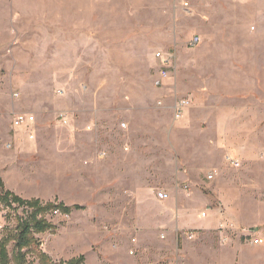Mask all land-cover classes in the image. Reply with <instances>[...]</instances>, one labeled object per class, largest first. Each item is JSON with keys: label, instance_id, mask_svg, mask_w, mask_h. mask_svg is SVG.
<instances>
[{"label": "rangeland", "instance_id": "rangeland-1", "mask_svg": "<svg viewBox=\"0 0 264 264\" xmlns=\"http://www.w3.org/2000/svg\"><path fill=\"white\" fill-rule=\"evenodd\" d=\"M183 99L191 106L177 120ZM246 110L264 128V0H0V244L10 261L32 209L5 202L8 191L81 207L46 214L56 231L35 234L41 249L52 243L54 263L264 264V243L251 240L264 241V155L253 192L249 162L226 160L244 151L233 128ZM18 113L35 116L33 129L13 130Z\"/></svg>", "mask_w": 264, "mask_h": 264}, {"label": "trees", "instance_id": "trees-1", "mask_svg": "<svg viewBox=\"0 0 264 264\" xmlns=\"http://www.w3.org/2000/svg\"><path fill=\"white\" fill-rule=\"evenodd\" d=\"M0 186L5 188L2 180H0ZM3 200H5V202L12 201L19 206H28L32 209L29 221H25L19 225L18 234L17 237H15L17 256L13 258V264H27V256L31 252H36V258L39 264H85L84 255L72 258L66 262L60 261L59 263H54L41 249L40 241L35 238V234L56 231V226L46 219V214L58 211L62 215H69L74 208L80 209L81 207H68L64 203L56 202L43 204L38 199L27 201L10 191L5 193ZM0 264H12L5 243L0 244Z\"/></svg>", "mask_w": 264, "mask_h": 264}, {"label": "crops", "instance_id": "crops-1", "mask_svg": "<svg viewBox=\"0 0 264 264\" xmlns=\"http://www.w3.org/2000/svg\"><path fill=\"white\" fill-rule=\"evenodd\" d=\"M236 109H237V112H239V109H241L239 106H236ZM262 111V110H261ZM236 113V112H235ZM234 113V114H235ZM263 113V111H262ZM237 114V113H236ZM241 114V113H240ZM253 111L250 110H246L245 111V115H248V120H243L242 117H237L236 116V119L235 121H237L238 123H236V125L234 126L233 130L236 131V134L235 136L238 137V140L240 144H243L244 146V151H239V150H235V149H230L229 152H230V155L232 158H236L237 157H241L245 160V162H249V167H250V170H251V177H250V186H251V192L254 191L253 189V185H255V183L253 182V167L257 162L258 160V154L257 152H259L262 156H261V159L263 158V155H264V128H261L259 130H257L255 128V124L257 123V118H253ZM239 116V114H237ZM263 117L264 115L263 114H260L259 115V123L261 124L263 122ZM243 124H241V123ZM219 129H222L223 130V134L219 137H226V132H224V129L222 126H220ZM232 132V131H231ZM230 135H233L232 133ZM234 158V159H235ZM260 166H261V170H262V177H261V180H262V184L264 185V160L262 159L260 161ZM21 197V196H20ZM36 200V199H35ZM72 243V242H71ZM77 244V242H74ZM72 243V244H74ZM52 243L48 240L47 242H45L44 246H45V251L43 250L44 253H51V250L53 249L52 248ZM43 245L41 244V247ZM141 247H143L141 245ZM48 251V252H47ZM76 257V256H75ZM73 257V258H75ZM85 261L87 262V257L85 258Z\"/></svg>", "mask_w": 264, "mask_h": 264}, {"label": "built area", "instance_id": "built-area-1", "mask_svg": "<svg viewBox=\"0 0 264 264\" xmlns=\"http://www.w3.org/2000/svg\"><path fill=\"white\" fill-rule=\"evenodd\" d=\"M200 42H201V39L199 36H195L191 39V45L192 46H196V45L200 44ZM159 56H161V54ZM168 68H169V63L166 62L164 65V68L160 71L159 75L155 78L154 84L156 87H163L165 82L168 80V78H169ZM190 106H191V101H189L187 99H183L181 101H178L174 107L176 119L177 120L182 119L184 117L186 110ZM35 124H36V118L33 114L18 113L13 118L12 127H13V130H19V129H22L23 127H30L33 129ZM28 139L34 140L35 134L30 132L28 135ZM226 160L233 167H239L240 166V162L237 161L236 159L232 158L231 156H227ZM214 177H215V172H209L207 179L213 180ZM157 197L161 201H165V200L169 199V195L165 192L157 193ZM54 213H55V215H58L60 212L57 211ZM207 215H208L207 212L201 213L202 217H207ZM3 224L4 223L2 221H0V229L3 227ZM251 240H252V244L255 246H261L264 243L263 239H261L259 237H252Z\"/></svg>", "mask_w": 264, "mask_h": 264}]
</instances>
